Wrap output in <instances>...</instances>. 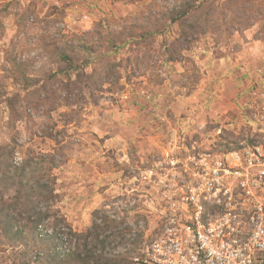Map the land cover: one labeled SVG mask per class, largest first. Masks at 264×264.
I'll return each mask as SVG.
<instances>
[{
	"label": "rangeland",
	"instance_id": "374dc122",
	"mask_svg": "<svg viewBox=\"0 0 264 264\" xmlns=\"http://www.w3.org/2000/svg\"><path fill=\"white\" fill-rule=\"evenodd\" d=\"M174 2L0 0V168L46 183L51 213L39 233L22 216L11 228L17 190L0 183V264H44L41 235L61 228L69 245L103 210L143 234L117 249L133 261L160 224L155 179L264 141L241 106L264 81V0L205 2L196 29L167 22Z\"/></svg>",
	"mask_w": 264,
	"mask_h": 264
},
{
	"label": "built area",
	"instance_id": "2783aa9c",
	"mask_svg": "<svg viewBox=\"0 0 264 264\" xmlns=\"http://www.w3.org/2000/svg\"><path fill=\"white\" fill-rule=\"evenodd\" d=\"M241 106L253 136L264 139V81ZM185 170L183 183L175 174L154 180L160 224L133 263L264 264V141L190 153Z\"/></svg>",
	"mask_w": 264,
	"mask_h": 264
},
{
	"label": "trees",
	"instance_id": "16d2710c",
	"mask_svg": "<svg viewBox=\"0 0 264 264\" xmlns=\"http://www.w3.org/2000/svg\"><path fill=\"white\" fill-rule=\"evenodd\" d=\"M208 1L210 0H175L167 22L185 23L191 19L189 26L198 28V24L208 20L204 14H197ZM157 26L154 27V32L159 33ZM2 163L4 167L0 168V183H5L6 187L15 186L17 190L15 201L10 203L12 207L4 212V222L14 228L16 220L27 218L32 231L39 233V228L51 217L45 205V202L50 200L46 183L43 184L40 179L33 181L27 179L26 166L13 169L9 159ZM94 216L97 219L87 231H69L71 235L69 245L63 243V235L68 233L61 228L53 229L52 233L46 236L41 235L42 240L47 239L50 242L49 245H42V250L38 254L44 264H133L132 250L121 252L117 249L136 244L143 234L134 233L125 219L116 215L111 216L106 210L96 211ZM17 231L23 233V230L20 231L18 228ZM38 235L34 242H37Z\"/></svg>",
	"mask_w": 264,
	"mask_h": 264
}]
</instances>
